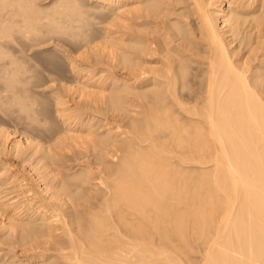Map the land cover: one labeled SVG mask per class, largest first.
I'll return each instance as SVG.
<instances>
[{
    "label": "bare ground",
    "instance_id": "obj_1",
    "mask_svg": "<svg viewBox=\"0 0 264 264\" xmlns=\"http://www.w3.org/2000/svg\"><path fill=\"white\" fill-rule=\"evenodd\" d=\"M210 240L264 264V0H0V264Z\"/></svg>",
    "mask_w": 264,
    "mask_h": 264
},
{
    "label": "rangeland",
    "instance_id": "obj_2",
    "mask_svg": "<svg viewBox=\"0 0 264 264\" xmlns=\"http://www.w3.org/2000/svg\"><path fill=\"white\" fill-rule=\"evenodd\" d=\"M212 239H213V238H212ZM212 241H213V240H210L209 244H208V243L206 244L207 246L204 245L205 247H204V246H198V247H197V246L195 245L194 247H197V248H193V249H191V250H195V249H197V250H195L194 252H193V251H190L191 254H190V252H189V254H188L190 257L185 256L186 254L182 255V257H183V258H186V257H187L186 259H188V260L191 258V259L187 262V264H193V262H194L195 264H205V261H203V260H205V259H204V254H203V253H206V252L208 251V249L211 247V246H210V245H211L210 243H211ZM203 247H204V248H203ZM199 248H200V249H199ZM202 248H203V250H201ZM205 250H206V251H205ZM192 252H193L194 254H193ZM192 255L194 256V258H193ZM184 256H185V257H184ZM202 256H203V257H202ZM195 257L198 258V259H196ZM199 257H200L202 260H201ZM186 261H187V260H185V261L183 260L184 264L186 263ZM190 261H191V262H190ZM192 261H193V262H192ZM195 261H196V262H195ZM200 261H201V262H200Z\"/></svg>",
    "mask_w": 264,
    "mask_h": 264
}]
</instances>
